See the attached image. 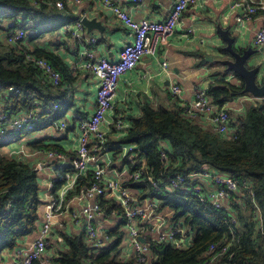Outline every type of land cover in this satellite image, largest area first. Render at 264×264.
Segmentation results:
<instances>
[{"label":"trees","instance_id":"16d2710c","mask_svg":"<svg viewBox=\"0 0 264 264\" xmlns=\"http://www.w3.org/2000/svg\"><path fill=\"white\" fill-rule=\"evenodd\" d=\"M49 1L0 0V93L11 88L18 90L12 97L14 110L29 108L36 100L42 102L43 107L51 103V108L61 99L60 93L56 92L59 89H54L41 71L25 60L26 48L22 44H8L5 39L15 29L10 26L11 23L18 26L19 21L31 20L33 25L27 29L26 37L33 41L37 35L45 32L41 29H46L50 21L57 18L73 20L57 11L55 6L49 7ZM44 16L46 20L41 19ZM37 28L41 29L34 32ZM33 54L45 57L63 75L67 73L58 57L39 48H35ZM237 79V84L226 80L210 84L206 93L211 104L220 109L229 101L243 96L244 82L239 76ZM129 121L122 142L136 147L135 151L144 160L145 170L142 180L132 181L129 187L137 191L142 199L158 198L159 210L172 209V221L187 224L193 232V243L188 250L151 245L152 258L140 264H195L204 259L211 244L231 240L227 210L217 209L204 196L195 194L192 191L194 181L189 180L184 190L171 191L167 188L168 178L176 172L189 175L204 168H212L240 184L249 182L264 217L263 109L249 105L245 112L232 114L231 126L236 134L234 138L222 137L212 127L186 117L184 108L177 100L168 107L159 106L155 109L146 104L141 116L129 117ZM25 135L18 131L0 137V148ZM163 142L168 143L170 148L165 158H161L159 152ZM31 145L36 149L49 147L41 142ZM130 167L134 171L135 167ZM55 172L58 180L53 190L65 185L72 167L56 165ZM87 180L79 181L68 196L77 194ZM41 205L39 174L34 167L24 161L0 155V258L4 251L14 250L21 240L36 232ZM106 207L117 209L113 202ZM234 209L239 218L233 225L235 236L229 251L233 255L222 258V263L230 259L232 264H264L263 236L255 230L251 215H247L242 206L235 205ZM57 235L61 246L54 252L52 264H139L133 259H121L120 246L124 232L119 228L110 231L114 240L100 250L90 247L82 232L69 234L58 231Z\"/></svg>","mask_w":264,"mask_h":264},{"label":"crops","instance_id":"0c3cea01","mask_svg":"<svg viewBox=\"0 0 264 264\" xmlns=\"http://www.w3.org/2000/svg\"><path fill=\"white\" fill-rule=\"evenodd\" d=\"M56 1L59 0H50L48 2L49 7H54ZM60 1L64 7L60 9L55 6L57 11L63 12L73 20L56 17L58 21L52 27L40 28L41 31L45 30V32L37 35L33 41L26 37L22 45L26 48L25 50L31 53L35 52V48H39L41 51L58 57L60 63L67 69V73L63 75L54 67L61 76L60 85L53 87L59 89L56 92L57 94L60 93L61 99L56 104L61 109L57 114L49 107L51 103L48 104V109L42 114L34 131H21L26 133L23 138L11 141L0 148V155L3 157L18 159L38 168L40 200L42 202L39 209V223L44 220V215L50 204V182L53 181L54 173H56L54 166L57 164L70 165L74 160L81 137L80 118H88L93 112L98 80L89 71L81 69L80 66L90 58L93 60L100 58L117 60L124 45L133 39L131 33L115 20L108 10L101 9V0H81L78 4L75 0ZM111 1L122 10L127 11L137 21H163L175 0ZM248 2L259 4L264 0H248ZM241 13L242 9L230 12V0H201L185 11L174 34L168 40L159 43L155 54L143 57L135 69L127 72L121 78L114 109L105 122L106 144L109 152L103 153L102 156L93 157L89 164V170H94L99 166L104 174L111 175V177L126 178L128 176L130 168L128 170L127 165L120 158L119 149L122 146L128 147L133 144L122 142L127 129L118 131L116 124L123 121L129 126V117L141 116L144 105L149 104L155 109L159 106L168 107L172 105L174 100H177L179 105L186 109L193 102L195 88L207 90L210 84L217 80H231L233 82L235 79L238 82L235 74L227 73L225 66L217 63L218 60L230 58V55L225 58V54L228 53L221 51L225 43L217 33V26L228 29L231 35L235 37L234 46L237 51L242 52V50L250 47L257 50L247 62L249 68L255 66L259 70L264 68V46L257 47L253 42L256 32L264 27V10H259L250 23H237L235 21L236 16ZM83 15L89 19L96 17L101 20L106 28L104 32L100 33L98 30H93L89 33L85 27L81 36L73 37L69 25ZM173 84L180 86L182 90L180 96L171 93ZM15 94L16 92L11 89L0 93V111L27 114L31 107L13 109L14 99L12 97ZM242 98L243 96L236 99L242 100ZM248 98L246 99L248 105L241 103L239 107H230L229 104L234 99L225 104L224 107L229 110L231 115L239 113L236 110L243 113L249 105H252ZM196 113L195 120L210 126L207 113ZM62 122L67 124V128H59ZM15 132L17 131L9 129L0 137ZM35 142H41L49 147L36 149L31 145ZM164 144L169 147L168 143L163 142ZM44 150L59 151L63 154L64 159L60 161L49 159ZM71 184L72 177L69 175L67 182L61 189L65 190L71 187ZM58 191L60 193V189ZM132 192L137 194L135 190ZM72 207L79 210L81 207L80 200L74 199ZM159 212L165 217L169 216L166 214L168 211L164 209ZM117 221L113 219L103 221L102 218H99L96 224L99 228L102 226L111 230L120 226L122 229L123 223L115 225ZM52 223L55 230L58 228V224H64V229L59 228V230L69 234L83 233L85 226L82 229L78 228L69 214L56 216ZM37 235L36 231L27 236L19 242L17 248L24 251L32 248ZM58 241L59 236H57V240L52 242L50 254L53 257L54 252L61 246H59ZM120 247L122 249L121 254L123 253L121 259L132 257L133 250L128 241L124 240ZM15 249L4 251L0 258V264H13Z\"/></svg>","mask_w":264,"mask_h":264},{"label":"built area","instance_id":"2783aa9c","mask_svg":"<svg viewBox=\"0 0 264 264\" xmlns=\"http://www.w3.org/2000/svg\"><path fill=\"white\" fill-rule=\"evenodd\" d=\"M200 1L175 0L163 21H137L111 0H101V9L108 10L112 17L131 33L133 39L124 45L117 60H107L106 58L93 60L90 58L80 66L81 69L89 71L98 80V86L92 114L88 118H80L81 137L76 156L70 164L72 167L70 174V177H72L71 187L65 190L59 188L60 193L58 189L53 190L54 183L58 180L57 173H54V179L50 182V204L48 205V210L44 215V220L41 223H37V239L33 247L27 251L15 249L13 264H52L53 255L50 254L52 252V242L57 240L59 228L64 227V224H58V228L55 230L52 220L56 216H64L65 214L70 215L71 219L78 225V228L82 229L85 225V230L83 231L85 241L90 247L97 250L106 247L114 240L110 235V231L114 229L110 230L102 226L99 228L96 221L99 218H102L103 221L118 220L115 225L122 222V229L120 226L117 227L124 232L122 242L124 240L128 241L129 246H132L133 250L132 257H126L124 260L133 259L139 264L146 263L152 258L151 245L171 246L179 250H188L191 247L193 232L188 228L187 224L185 225L182 222L175 223L172 221V216L165 217L161 215L159 212L161 210L158 209L160 202L158 198L147 197L142 199L138 196L137 191H135L137 194H134L132 192L134 189L129 187L132 181H141L145 173L144 160L139 157V152L135 151L136 147L134 145L122 146L119 149L120 158L125 162L128 170L130 168L126 178L111 177V175L104 174L99 166L94 170H89V164L93 157L102 156L103 153L109 152L106 144L107 130L105 129V122L114 109L115 97L121 78L127 72L135 69L143 57L154 55L159 43L168 40L174 34L185 11ZM34 2L38 4L36 1ZM75 2L78 4L81 0H75ZM55 6L60 9L64 7L60 0L55 2ZM238 9H242V13L236 16L235 21L237 23H250L254 20L259 10H264V2L253 4L248 2V0H230V12H235ZM84 17L87 16L83 15L69 25V30L73 37H79L83 34L85 26L82 23V19ZM32 25L33 22L31 20L19 21L18 26L11 23L10 26L15 27V29L5 37L6 42L11 45L22 44L28 34L27 29L32 27ZM39 30L40 28H37L34 32ZM92 41H95V39H92ZM253 42L257 47L264 46V27L256 32ZM24 55L28 63H31L41 71L47 82L53 87L60 85L61 76L47 59L38 57L27 50L24 51ZM258 79L263 81L264 68L259 70ZM226 81L232 82L231 80ZM11 90L14 89L11 88ZM206 91L201 88L194 89V99L192 104L184 109L185 116L193 119L197 114L196 112H205L208 114L210 127L217 134L222 137L234 138L236 134L231 126L229 110L225 107L217 109L216 106L212 105ZM14 92L18 93V90H14ZM181 92L179 85L173 84L171 86L173 95L180 96ZM248 101L258 107L261 105L264 114V97L256 98L250 95ZM30 107L31 110L27 114L0 111V136L4 135L9 129L17 132L34 131L42 114L48 107H43L40 101H34ZM51 109L58 114L61 108L54 103ZM236 111L240 113V110ZM59 128L65 129L67 124L62 122ZM116 129L123 131L128 129V125L123 121H119L116 124ZM169 149L168 146L162 143L159 149L161 158H165ZM44 152L49 159H56L57 161L64 159L63 154L59 151L44 150ZM130 166L135 167L134 171H132ZM34 169L38 170L37 167H34ZM87 178V183L80 188L77 194L68 196L70 192L75 190L79 181L83 182ZM189 180L195 182V186L192 189L195 194L204 196L215 208L227 210L226 220L231 233V240L211 244L204 259L195 264H232L230 259L222 263V258L230 254L229 251L235 236L233 225L238 222L239 218L236 209H234L235 205L242 206L245 213L251 215L255 230L264 239L263 212L249 182L240 184L216 169L204 168L202 171L193 172L189 175L183 172L174 173L168 178L167 188L171 191L184 190ZM154 185L156 184L154 183ZM74 199H78L81 202L79 210H75L72 207ZM110 202L115 203L117 209L106 207ZM140 238H143L144 241H141ZM232 255L230 254V257ZM121 257H123V253Z\"/></svg>","mask_w":264,"mask_h":264},{"label":"water","instance_id":"95a60500","mask_svg":"<svg viewBox=\"0 0 264 264\" xmlns=\"http://www.w3.org/2000/svg\"><path fill=\"white\" fill-rule=\"evenodd\" d=\"M82 23L89 33L93 30H98L100 33H103L106 29L103 22L96 17L90 19L84 17ZM217 33L225 43L223 51L230 55V59H221L218 60L217 63L225 66L226 71L233 72L243 80L244 94H250L256 98L264 97V79L263 81H259L258 79L259 68L256 66L249 68L247 66L248 60L257 52V50L250 47L239 52L234 46L235 37L231 35L228 29L217 26ZM259 108H261V105ZM83 229L85 230V226ZM140 239L143 241V238ZM162 251L164 252L165 248H163Z\"/></svg>","mask_w":264,"mask_h":264},{"label":"rangeland","instance_id":"374dc122","mask_svg":"<svg viewBox=\"0 0 264 264\" xmlns=\"http://www.w3.org/2000/svg\"><path fill=\"white\" fill-rule=\"evenodd\" d=\"M46 17L44 16V18L42 17L41 19H45ZM46 20V19H45ZM58 20L56 19V20H52V21H50L51 23L48 25L49 27H52L56 22H57ZM30 32V31H29ZM29 36V35H28ZM42 37H44V36H42ZM27 40V39H26ZM227 57H229V54H225V58H227ZM228 59H230V58H228ZM219 65V64H218ZM219 66H221V65H219ZM233 82L234 83H236V80L234 79L233 80ZM249 97V94H244L243 95V98H242V100H239V99H235L234 101H232L230 104H229V106L230 107H239L240 106V104L242 103L243 105H248L249 103H247V101H246V99ZM165 211H168V212H166V214H168L167 216L168 217H171L172 215H173V210L172 209H170V208H166V209H164Z\"/></svg>","mask_w":264,"mask_h":264}]
</instances>
